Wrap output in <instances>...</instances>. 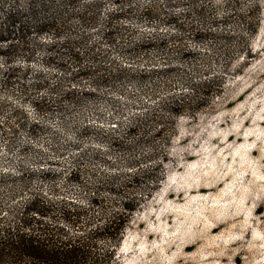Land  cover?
Wrapping results in <instances>:
<instances>
[{
  "label": "trees",
  "instance_id": "trees-1",
  "mask_svg": "<svg viewBox=\"0 0 264 264\" xmlns=\"http://www.w3.org/2000/svg\"><path fill=\"white\" fill-rule=\"evenodd\" d=\"M260 25L261 0H0V140L22 156L0 165V264H118L180 118L225 94Z\"/></svg>",
  "mask_w": 264,
  "mask_h": 264
},
{
  "label": "rangeland",
  "instance_id": "rangeland-1",
  "mask_svg": "<svg viewBox=\"0 0 264 264\" xmlns=\"http://www.w3.org/2000/svg\"><path fill=\"white\" fill-rule=\"evenodd\" d=\"M252 46L254 57L235 64L242 71L214 106L180 118L166 176L133 214L118 264H264V0ZM21 160L0 140V165ZM101 212L94 207V220Z\"/></svg>",
  "mask_w": 264,
  "mask_h": 264
}]
</instances>
